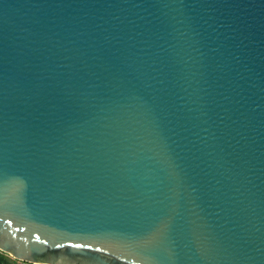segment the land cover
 Masks as SVG:
<instances>
[{"label":"water","instance_id":"95a60500","mask_svg":"<svg viewBox=\"0 0 264 264\" xmlns=\"http://www.w3.org/2000/svg\"><path fill=\"white\" fill-rule=\"evenodd\" d=\"M0 252L264 264V0H0Z\"/></svg>","mask_w":264,"mask_h":264},{"label":"trees","instance_id":"16d2710c","mask_svg":"<svg viewBox=\"0 0 264 264\" xmlns=\"http://www.w3.org/2000/svg\"><path fill=\"white\" fill-rule=\"evenodd\" d=\"M8 257L9 256L7 254L0 252V264H13L7 260ZM13 261H14V263H19V261H17V260H13Z\"/></svg>","mask_w":264,"mask_h":264},{"label":"rangeland","instance_id":"374dc122","mask_svg":"<svg viewBox=\"0 0 264 264\" xmlns=\"http://www.w3.org/2000/svg\"><path fill=\"white\" fill-rule=\"evenodd\" d=\"M9 256V255H8ZM10 263H13V264H28V263H24V262H19V263H14V259L12 258V257H8V259H7Z\"/></svg>","mask_w":264,"mask_h":264},{"label":"snow or ice","instance_id":"6c2138e0","mask_svg":"<svg viewBox=\"0 0 264 264\" xmlns=\"http://www.w3.org/2000/svg\"><path fill=\"white\" fill-rule=\"evenodd\" d=\"M77 247H79V245H77Z\"/></svg>","mask_w":264,"mask_h":264}]
</instances>
